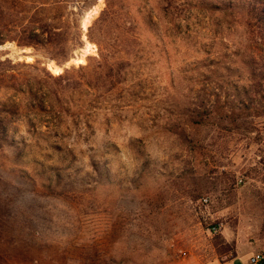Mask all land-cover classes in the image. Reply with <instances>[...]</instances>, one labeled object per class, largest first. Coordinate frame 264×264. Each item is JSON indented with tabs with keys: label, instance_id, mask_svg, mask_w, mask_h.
Wrapping results in <instances>:
<instances>
[{
	"label": "rangeland",
	"instance_id": "374dc122",
	"mask_svg": "<svg viewBox=\"0 0 264 264\" xmlns=\"http://www.w3.org/2000/svg\"><path fill=\"white\" fill-rule=\"evenodd\" d=\"M29 1L0 0L8 21L20 26L12 38L22 39L34 18H46L32 4L44 1ZM122 2L134 30L110 25L103 37L116 56L131 52L121 55L131 60L130 73L112 91L90 87L87 71L62 81L42 71L58 77L99 57L87 33L105 0L85 13V46L64 66L35 41L0 45V62H41L18 68L20 81L42 79V92L63 99L60 115H52L50 105L31 107L30 94L0 90V256L9 264L264 257V25L251 13L264 0H176L187 9L177 27L162 0ZM72 4L61 21L49 15L67 36L76 20ZM147 5L153 26L144 23ZM13 103L22 105L19 117L4 111ZM245 107L237 123L220 121Z\"/></svg>",
	"mask_w": 264,
	"mask_h": 264
},
{
	"label": "trees",
	"instance_id": "16d2710c",
	"mask_svg": "<svg viewBox=\"0 0 264 264\" xmlns=\"http://www.w3.org/2000/svg\"><path fill=\"white\" fill-rule=\"evenodd\" d=\"M18 1V0H17ZM44 2H35L33 7L35 12H40L41 14H45L46 18L44 19H36L34 18L31 22V25L26 26L24 28V36L23 38H12L10 33L12 32V28L19 29L18 23L9 22L6 14L9 11L8 5L4 4L0 5V45L6 44L8 41H13L18 43L19 47H31L32 41H35L41 48H44L46 51V57L50 61H54L59 66H64L73 58L75 52L85 46L84 36L85 32L82 28V20L85 16V13L88 9L96 4L98 0H53L50 3V0H43ZM176 0H162V9L165 10L166 14L169 12L170 19L173 25L176 27L182 21V18L185 14H187V9L182 8L181 5L176 6ZM19 2H31L29 0H19ZM68 2H72L74 8L77 9V13L73 12L76 16V20L73 26V32L70 36H67V33L57 32L56 24H51L53 21L52 18L49 17L50 14L58 16V19L61 21L64 18V9L66 8L65 4ZM21 3V4H22ZM106 7L101 13L100 17L94 22V24L89 28L87 33V37L90 42L95 43L99 47V57L98 58H90L89 63L86 66H81L78 68H72L71 70H66L64 74L59 75L58 77H54L51 72L47 69V67L42 68L45 76L55 79L57 81H62L66 75L71 72H90L92 75V79L88 80V84L90 87H94L99 89L101 87H108L109 91L115 89L119 84H122L126 81L128 76V68L130 67L131 60L122 59L121 55L131 54V52H127L124 54H113L111 50L108 48V43L105 41V37L103 35H107L106 27L110 25L116 26L115 31L119 30L130 33L134 30L135 23L131 18V9L122 0H105ZM42 5V7H40ZM181 6V7H180ZM10 7H12L10 5ZM12 8H15L12 7ZM217 10H222L223 8L215 7ZM230 6H226V9H230ZM145 9V10H144ZM144 11L146 12V16L144 18V23L148 26H153L152 23V11H149L148 5L144 7ZM142 10V11H143ZM11 11V9H10ZM22 13V12H17ZM251 13H255L260 21L263 22L264 25V8L259 7L258 5H254V8L251 10ZM56 23V22H55ZM115 23H118L115 25ZM131 25L130 28H127L126 25ZM99 27L97 31L99 34L95 37L96 28ZM62 28H59V30ZM28 30V31H27ZM39 31L38 33H36ZM100 31V32H99ZM116 33V32H115ZM29 35V36H28ZM114 41L117 46L120 41L119 36L115 34ZM117 48V47H115ZM37 65H31L26 63H14L13 60L7 59L6 61L0 62V90L10 89L12 91H20L22 94H30L31 107L32 103H39L40 106L45 109L47 105H50L52 110V115H60V112H57L56 104L63 99L57 91L48 90V92H42L44 88H47V82L42 79L38 81L36 84H33L30 81L23 82L20 81L18 76L15 74V71L20 67L32 68L36 69L37 66L42 65L40 61L36 62ZM36 79V78H35ZM10 84H4V83ZM36 85V91H35ZM77 85L74 86L76 88ZM40 91V92H37ZM42 92V93H41ZM39 93L43 94L42 99L40 98ZM63 103V102H61ZM21 103H13L9 109H6L7 113L14 115L15 117L19 114L16 112L17 109L21 107ZM45 107V108H44ZM249 110L247 107L244 109H240L238 113L233 112L224 114L225 117L220 119L221 122L228 121L233 124L237 123L238 120L243 116V112ZM264 111V109H262ZM236 113V114H235ZM199 124L205 123V117H202ZM103 176V173H101ZM0 264H9L8 260L5 259L4 256H0ZM260 264H264L262 261Z\"/></svg>",
	"mask_w": 264,
	"mask_h": 264
},
{
	"label": "crops",
	"instance_id": "0c3cea01",
	"mask_svg": "<svg viewBox=\"0 0 264 264\" xmlns=\"http://www.w3.org/2000/svg\"><path fill=\"white\" fill-rule=\"evenodd\" d=\"M253 256L250 253H240L235 257L228 259V260H221V259H213L209 261L207 264H252L251 258Z\"/></svg>",
	"mask_w": 264,
	"mask_h": 264
},
{
	"label": "built area",
	"instance_id": "2783aa9c",
	"mask_svg": "<svg viewBox=\"0 0 264 264\" xmlns=\"http://www.w3.org/2000/svg\"><path fill=\"white\" fill-rule=\"evenodd\" d=\"M212 233L217 234L218 228H213ZM264 257L261 254H256L251 258L252 264H260L263 261Z\"/></svg>",
	"mask_w": 264,
	"mask_h": 264
}]
</instances>
